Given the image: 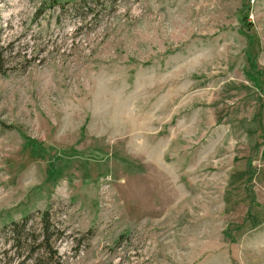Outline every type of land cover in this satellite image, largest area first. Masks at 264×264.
I'll use <instances>...</instances> for the list:
<instances>
[{
  "label": "rangeland",
  "instance_id": "rangeland-1",
  "mask_svg": "<svg viewBox=\"0 0 264 264\" xmlns=\"http://www.w3.org/2000/svg\"><path fill=\"white\" fill-rule=\"evenodd\" d=\"M83 1L0 0V228L51 208L62 264H264V0Z\"/></svg>",
  "mask_w": 264,
  "mask_h": 264
},
{
  "label": "trees",
  "instance_id": "trees-1",
  "mask_svg": "<svg viewBox=\"0 0 264 264\" xmlns=\"http://www.w3.org/2000/svg\"><path fill=\"white\" fill-rule=\"evenodd\" d=\"M100 1L84 0L80 4L74 5V11L79 13L86 9L88 12H92L94 9L91 4H95V8H97ZM42 13L43 10L40 9L37 17ZM6 52H8L6 49L0 47V72L4 75L8 73ZM28 143L35 148L34 141H28ZM35 151L38 154L41 152V150ZM54 217L52 209L49 208L0 228V241L4 242L2 246H8L0 251V263L62 264V257L56 245L66 237V231L55 221Z\"/></svg>",
  "mask_w": 264,
  "mask_h": 264
}]
</instances>
